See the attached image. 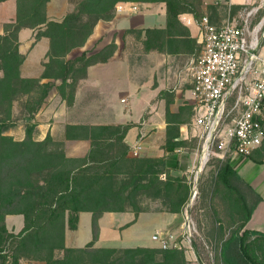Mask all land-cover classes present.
<instances>
[{"label": "trees", "instance_id": "trees-1", "mask_svg": "<svg viewBox=\"0 0 264 264\" xmlns=\"http://www.w3.org/2000/svg\"><path fill=\"white\" fill-rule=\"evenodd\" d=\"M4 1L7 0H0V3ZM119 1L81 0L74 12L61 21H55L47 15L50 0H16V19L4 25V35H0V254L6 252L5 247L9 243L13 244L15 252L22 253L20 260L26 258L31 262L46 264H187L183 252L179 250L94 248L99 232L98 221L104 213L133 212L137 216L143 212L129 210L125 206L127 186L119 190L114 188V182L120 177H128L131 170L137 171L136 176L139 175L141 181L159 182L162 191L170 198L169 213H179L187 201L188 187L184 179L172 174L165 157L131 156L125 138L132 125H68V139L90 141L91 148L83 158L68 157L63 143L55 142L50 136L42 142L34 141V125L27 127L23 141H15L6 135L13 125L15 102L27 98L21 102L20 114L31 120L56 87L51 82L41 84L42 79L60 80L62 84L58 90L67 103L72 104L78 80L86 76L90 66L106 62L114 54L115 47L108 45L95 54L86 51L73 59L68 60L67 57L73 50L86 44L99 21L114 18ZM137 1L164 2L167 5L166 32L148 30L147 41H163V36L167 34L171 44L170 39L180 33L179 16L183 13L193 14L199 23L205 17L203 0ZM23 28L37 29L36 39L45 37L50 41L48 62L44 65L45 72L40 79L21 77L25 56L20 53L19 33ZM184 110L181 109L180 113ZM188 110L191 113L193 111L194 116V107ZM180 113L174 115V118L184 120ZM262 126L264 129V121ZM178 135L179 126L170 125L167 130V149L188 146L187 142L173 141ZM263 143L261 148L249 156L259 165H264ZM57 145L59 149H56ZM162 175L166 176L165 182L158 179ZM230 176L238 178L246 191H252L258 196L251 208H248L246 196L234 186L228 185ZM220 177L224 185L230 186L240 197L242 206H239L246 211L242 225L244 229L262 199L244 183L230 162L222 168ZM82 212H89L93 216L94 239L85 248H66V227L75 230ZM8 215L24 217L25 226L19 234L8 230ZM250 234L264 239V233L244 230L240 239L241 251L246 260L257 264L244 245V237ZM58 250L64 252L63 257L56 256ZM5 260L6 256L2 264H5ZM20 260L16 259L15 264H21ZM226 262L237 264L230 259H226Z\"/></svg>", "mask_w": 264, "mask_h": 264}, {"label": "crops", "instance_id": "crops-1", "mask_svg": "<svg viewBox=\"0 0 264 264\" xmlns=\"http://www.w3.org/2000/svg\"><path fill=\"white\" fill-rule=\"evenodd\" d=\"M14 1L15 15L7 22L0 21V35H4V25L16 19L17 2ZM80 1L50 0L47 5L48 18L55 21L63 20L65 16L75 11ZM249 2L250 0H203L202 9L205 11L207 6L217 3L242 7ZM118 7L120 11L117 10ZM252 8L258 11L254 20L264 18L263 5L255 4ZM179 20L180 33L170 39L171 44L165 33L164 36L162 35L165 37L163 41H147L148 30L166 32L168 27L167 5L164 2L120 0L116 5L114 18L110 21H99L86 44L78 48L80 52L91 51L89 54H95L108 45H114L115 51L106 62L90 66L86 76L78 80L72 104H68L58 90L62 84L60 80L42 79L41 84L51 82L56 87L51 90L33 119L29 120L21 116L20 121L14 122L6 135L13 137L15 141H23L26 138L27 127L34 125V141L42 142L50 136L55 142L63 143L68 157L83 158L91 148L90 141L68 139L66 136L68 125H132L125 138V143L131 149V155L133 147L139 143L142 148L140 157H165L172 169V174L179 172L178 169L186 160L183 152L187 146L167 149V130L170 125L179 126L178 138L173 141L192 142L194 138L191 131L193 116L184 118V120H173L172 118L179 114L181 109L195 108L193 86L185 87L186 79L175 76L176 80L172 78V81L175 80L176 83L174 91H168L166 89L168 83L166 82L165 85L167 72L163 63L170 61V64L176 67V63L195 60V57H199L203 47L201 26L194 15L183 13L179 16ZM36 35L37 29L32 28H23L19 33L20 53L25 56V61L21 66V77L23 78L40 79L45 72L44 65L48 62L50 41L45 37L36 39ZM41 44L45 47L43 56L32 57L34 49ZM73 58L75 57H67L68 60ZM133 59L136 62L135 65ZM171 69L173 68L167 67V71L171 72ZM150 73L151 76H149ZM0 76H2L1 72ZM167 93L172 94L171 101L168 102L163 96L168 95ZM132 99H135L134 103L131 102ZM26 100L27 98H24L14 103L13 118L20 112L21 102ZM195 155L194 165L198 158L196 153ZM231 162L238 176L242 180L249 178L248 186L262 199L252 218L246 224V229L264 233V165L256 164L249 157L237 155L232 156ZM84 213L89 212L80 214L75 230L70 229L69 226L66 227L64 242L66 248H85L93 241V216L89 213L91 214V238L83 246H75L73 242L80 232ZM144 214H155L158 216L157 219L164 224L152 232L150 239L139 238L133 233V229ZM176 216L177 214L168 212H142L137 216L133 212H106L98 221L99 232L94 248H159L153 236L166 230H173L177 223ZM6 226L11 233L19 234L25 226L24 217L8 215ZM63 255V251H56L58 258ZM188 258L191 260L190 256ZM21 264L27 263L22 261ZM31 264L46 263L33 261Z\"/></svg>", "mask_w": 264, "mask_h": 264}, {"label": "rangeland", "instance_id": "rangeland-1", "mask_svg": "<svg viewBox=\"0 0 264 264\" xmlns=\"http://www.w3.org/2000/svg\"><path fill=\"white\" fill-rule=\"evenodd\" d=\"M255 4L264 6V0H250L247 5L242 7H233L226 3L209 5L205 10V16H207L213 24L221 26L233 18L240 19L249 9L254 7ZM15 10L16 6L14 0L0 4V21H9V19L15 15ZM257 20H254L253 23ZM44 52L45 47L41 44L34 49L32 57H42ZM82 53L83 52H80V50L75 49L68 57H79ZM197 59L198 57H195V60L192 61L176 63V67L172 66L170 61L163 63L167 72V75H165V85L167 82L168 85H166V89L168 91H174L176 77H180V79L184 77L186 79L184 84L185 87L187 85L193 86V68ZM135 64L136 62L134 60V65ZM167 67L173 68L171 72L167 71ZM149 76H151V73ZM172 78L175 80L172 81ZM163 96L166 98L167 102L171 101L172 94ZM181 101H183V99H181ZM131 102L134 103L135 99H132ZM180 114L182 118L187 119L189 116L192 118L193 111L191 113L186 109L183 112L181 111ZM143 115H145V113ZM20 117L21 114L19 112L13 118V123L20 121ZM172 119L176 120V118ZM191 131L192 135H194L192 128ZM173 134L176 135V131H174ZM196 141L195 138H192V142L188 143L187 149L183 152V156L186 160L181 164L180 169H178L179 172L173 173L174 176L184 179V183L188 187L187 201L179 213H177V223L173 230H166L161 232L160 235L165 236L167 233L178 235L181 231L185 216L188 215L195 224L196 232L192 239L193 250L187 252L182 250L187 263L190 261L191 264H228L226 259H230L237 264H251L244 257L240 243L244 230H247L246 227L242 229L246 211L239 206L241 205L240 197L231 187L234 186L244 197L246 196L248 208H251L257 202L258 196L253 194L252 191H246L243 188V183L233 176H230L228 182V185L231 187H226L224 185L220 173L228 162L232 164V158L230 156L225 157L223 160L214 157L206 167L201 169L198 156L200 149ZM55 147L59 149L58 145ZM195 153L198 158L194 165V160L196 158ZM262 155H264V151ZM189 170L191 171L188 172ZM136 172L135 170H131L128 177H120L114 182V188L116 190H119L123 186H127L124 196L125 206L129 210L169 213L171 207L169 205L170 198H167L166 192L162 191L159 182L156 180L153 182L148 180L141 181L139 180V175L136 176ZM158 179L160 182H165L167 180L165 175L160 176ZM243 181L245 184L250 183L249 178ZM195 190L197 191V195L194 198L193 195ZM157 217L158 216L155 214H144L138 225L133 229V233L139 238L150 239L152 232L164 225ZM90 238L91 214L84 213L82 215L80 232L73 242H75V246H83ZM244 245L250 256L257 261V264H264V239L250 234L244 237ZM5 248L6 252L0 254V264L3 263L4 256H6L5 264H15L16 259L19 258L20 260L22 253L18 254L15 252L13 244L7 243ZM188 256H190L191 260H189ZM20 261H24L27 264L32 263L31 260L26 258Z\"/></svg>", "mask_w": 264, "mask_h": 264}, {"label": "built area", "instance_id": "built-area-1", "mask_svg": "<svg viewBox=\"0 0 264 264\" xmlns=\"http://www.w3.org/2000/svg\"><path fill=\"white\" fill-rule=\"evenodd\" d=\"M120 11V7L117 9ZM255 8L240 19L218 26L205 16L200 22L202 51L192 75L193 137L200 152L201 169L214 158L249 157L264 139V18L254 21ZM139 143L133 147L140 157ZM197 191H194V198ZM196 227L186 215L178 235L156 234L163 250H193Z\"/></svg>", "mask_w": 264, "mask_h": 264}]
</instances>
